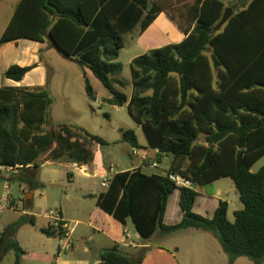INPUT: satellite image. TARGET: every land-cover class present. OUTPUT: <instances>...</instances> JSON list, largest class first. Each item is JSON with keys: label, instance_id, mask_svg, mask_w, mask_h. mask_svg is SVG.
I'll return each mask as SVG.
<instances>
[{"label": "trees", "instance_id": "16d2710c", "mask_svg": "<svg viewBox=\"0 0 264 264\" xmlns=\"http://www.w3.org/2000/svg\"><path fill=\"white\" fill-rule=\"evenodd\" d=\"M228 9L234 14L218 31ZM163 12L186 37L131 61L129 96L117 78L124 70L118 61L124 37L139 26L146 31ZM19 39L49 41L89 70L110 94L105 103L126 106L142 126L149 147L159 150L157 162L170 159L167 174H147L141 167L114 174L97 207L124 226L131 223L144 241L156 233L210 231L229 264L241 257L264 264V166L252 172L264 156V0H21L0 46ZM34 68L14 64L0 72V167L22 165L11 180H21L30 191L44 186L37 174L41 160L92 164L94 152L87 142L106 144L67 124L47 132L53 98L45 87L2 86L1 78L20 82ZM85 77L86 93L96 101ZM122 141L142 147L133 130L124 131ZM171 174L188 179L192 187L176 186ZM222 178L234 182L243 204L234 221L226 200L218 202L212 218L194 212L195 189ZM177 190L183 218L166 225L168 202ZM36 219L25 214L0 233V264L10 251L15 264H23L17 233ZM42 232L49 238L65 235L60 226ZM147 251L141 248L132 257L114 245L99 257L104 264H142Z\"/></svg>", "mask_w": 264, "mask_h": 264}, {"label": "rangeland", "instance_id": "374dc122", "mask_svg": "<svg viewBox=\"0 0 264 264\" xmlns=\"http://www.w3.org/2000/svg\"><path fill=\"white\" fill-rule=\"evenodd\" d=\"M17 3L18 0H5L0 4V34L5 27L4 24L11 18ZM124 39L125 48L118 58L124 70L117 78L126 85L122 91L130 95L132 87L130 63L135 57L145 55L150 50H147L148 45L142 42V38L135 34L128 33ZM49 46L39 55L41 61L44 62L43 70L28 74L20 83V85L27 86L43 82L44 87L53 94L49 123L45 124V130L52 132L61 124H67L71 129L84 128L106 142V144L91 140L87 142L88 147H91L97 156L96 164L99 165L100 162L105 161L117 172L133 168L130 155L132 146L123 142L122 137L124 131L133 130L140 144L147 146L148 143L141 126L130 116L126 106L119 107L103 103V98L110 94L103 84L89 73L90 82L97 96V101L91 100L85 88L86 70L65 57L51 44ZM78 136L84 137L81 134ZM146 158L141 169H144L146 162L152 164V161H156V155H151L149 151L146 152ZM40 164L41 167L37 174L44 186L38 188L36 192L30 191L29 186L19 179L11 180L14 174L21 171L0 170V204L6 206L5 209L0 210V233L28 211L37 219L35 225L27 223L17 233V239L25 252L23 264H52L59 253L62 254L63 259L67 260H80L82 256H89L93 260L97 256L98 245L107 240V235L110 234L109 229L117 225L122 232L125 228L114 217L108 220L106 216L109 215L104 212L96 219L98 213L94 201L84 196L85 193L104 188L103 185L101 186L102 181L85 179L82 172L74 170L72 165L66 161L41 160ZM263 166L264 156L253 165L252 172H258ZM159 168L154 167L153 170L167 174L165 171L170 169V159L165 160L164 158ZM69 173H74L76 178L71 179ZM88 180L92 182H87ZM195 190L199 193L194 206V212L197 214L212 218L217 201L226 200L229 203V219L234 221V212L243 208L239 192L230 178H222L216 183L197 187ZM34 192L30 208L26 209V198L28 196L30 199V195ZM205 195L211 197L206 198ZM179 197L177 192L169 199L165 224H175L182 220L183 213L179 206ZM80 207L84 209L82 214L77 211ZM61 208L65 209L70 220H74L69 223L71 228L74 227L72 235V242H75L74 250H62L61 246L58 247L62 241L61 238H49L42 232V228L49 226L48 212L58 211ZM76 220H80V223L74 225ZM89 222H92V225H88ZM94 242L97 245L91 248L89 245ZM151 243H156V240L153 239ZM162 244L172 251L178 248L177 258L182 264H229L228 254L222 250L219 240L210 231L192 229L189 232H178ZM15 259V252L10 251L2 264H15ZM235 264H254V262L241 257L236 260Z\"/></svg>", "mask_w": 264, "mask_h": 264}, {"label": "crops", "instance_id": "0c3cea01", "mask_svg": "<svg viewBox=\"0 0 264 264\" xmlns=\"http://www.w3.org/2000/svg\"><path fill=\"white\" fill-rule=\"evenodd\" d=\"M4 2H5V0H2L0 2V4H2ZM20 2H21V0H18V3L14 7L11 18L9 19L8 22H6L4 24L5 27L2 29V33L0 34V37L5 32L6 28H8V26H9V24L13 18L16 7ZM232 10L233 11H232L231 16L234 14V9H232ZM223 26H222V28H223ZM130 33L135 34L139 38H142V42L144 41L145 44L148 45L147 50H150V51L153 49L165 46L167 44L170 45V44L180 43L186 37L185 32L182 29H180L173 21H171L169 19L168 15L164 12L160 13L157 16L154 23L146 31H141L140 26H139L138 28H136L134 31H132ZM49 45H50L49 41L36 42V41H31V40H26V39H19V40L7 43L3 46L1 45L0 46V72H1V74L3 75L14 64H18L20 66H25V67H29V66L34 65L36 68H34L29 74L37 72V71H42L44 62L41 61V59L39 58V55ZM89 73H91V72L86 69V74H87L86 76L88 77V79L90 78ZM25 78H26V76H24V78L20 82L14 81V82H16L14 84L11 83L12 80L1 78V84L4 87H9V86H17V87L21 86L24 88L44 87L43 82H40V84H35V85L34 84H30L27 86L20 85V83H22L23 80H25ZM5 80L7 82H5ZM9 81H11V82H9ZM131 86H132V79H131ZM119 89L122 91V88H119ZM131 93H132V87L130 89V95L129 94L128 95L131 96ZM50 95L53 98V94L51 92H50ZM108 97H110V95L105 96L103 98V103H105V101H104L105 98H108ZM93 101H95V100H93ZM96 101H97V96H96ZM82 129H84V128H82ZM135 150H137V152L134 154L133 151H135ZM147 151H149L151 155H153L155 153L154 152L155 149L150 148L148 144H147V146H142L141 148H133L132 147V151L130 152V155L132 158L133 168L121 170L118 172L114 171V168L112 166H108L105 163V161H103L104 163L100 162L99 165L96 164V162L98 160H97V156L95 155V153H94V162L92 164L79 165V164H73V163L69 162L72 165V168L74 170H79L80 172H82L81 174L83 175V177H85V179L86 178L87 179H93V180L100 179L102 181L101 186L103 185L104 188L95 189L97 191H93L94 193L89 192V193L84 194L85 198H90L92 201H94V205H95L96 211L98 213L96 216V219L101 215L102 212L106 213L105 211H103L102 209L97 207V198L102 193H105L108 190V185L105 183V179L106 178L111 179V177L116 173L118 174V173L123 172V171H128V170H132L135 168H140L145 162L142 159V156L146 155ZM168 159L169 158H167V157L165 158V160H168ZM153 168L154 167L150 163L146 162V165L144 166V169L142 168V170L147 174L160 173L159 171L153 170ZM107 169H108V171H107ZM158 169H160V168L158 167ZM90 171H92V173ZM163 171H165V170H163ZM165 172L168 173L169 170H167ZM69 177L71 179L76 178V175L74 173H69ZM40 182H42V181H40ZM87 182H92V181L88 180ZM216 182H214V183H216ZM36 191L37 190H35V192ZM35 192L31 195L28 194L31 196V198L28 200L31 201L33 199ZM177 192L180 196L179 190L175 191V193H177ZM205 196H206V198L211 197L209 195H205ZM219 201H217V207H218ZM217 207H216V209H217ZM215 210L213 212V215L215 213ZM58 211L62 213V217L64 219L63 221L68 224V226L70 227V230H72V235H73L74 227L71 228L69 223H70V221H74V220L73 219L70 220V218L67 215L64 208H61ZM77 211L79 214H82L84 209H83V207H80V208H77ZM167 213H168V206H167L166 216H167ZM26 214H30V213L26 211ZM106 214L109 215V216H106V217H108L107 218L108 220L113 218L112 215H110L108 213H106ZM30 215H32V214H30ZM166 216H165V222H166ZM79 223H80V220H76L74 222V225L79 224ZM88 225H92V222H89ZM166 225H173V224H166ZM124 227L125 228L122 232L119 230L117 225L114 226V228L109 229L110 234L107 235L108 236L107 240L104 242H101V244L98 245V247L96 248L97 249L96 250L97 256L93 260H91L89 256H82L80 258V260H67V259H63L62 254L59 253L58 256H56L54 263H52V264H104L100 261V257H99L100 253L104 249L111 248L114 245L119 247V249L123 253H125L129 256H132V257L135 256L137 251H139L141 248H147L148 251H147L145 260L142 264H182L180 259L177 258V252H179V249L175 248L176 251H172L170 248L163 246L162 243L165 240H167L168 238H170L171 236L176 235L178 232H189L191 230L178 231L177 233L172 234V235H168V236H164L162 233H156L151 240L144 241V240L140 239L139 235L136 233V231H135V229L131 223H128ZM52 238H55V237H52ZM153 239L156 240V243H151V241ZM60 240H62V239H60ZM62 244H63V241H61V243L58 244V247L61 246ZM95 245H97L96 242H94L92 245H89V246H91V248H94ZM74 249H75V242H73L71 250H74Z\"/></svg>", "mask_w": 264, "mask_h": 264}, {"label": "built area", "instance_id": "2783aa9c", "mask_svg": "<svg viewBox=\"0 0 264 264\" xmlns=\"http://www.w3.org/2000/svg\"><path fill=\"white\" fill-rule=\"evenodd\" d=\"M158 151L159 150H155L154 154H158ZM137 152V150L133 151V153L135 154ZM142 159L144 161H146V155L142 156ZM153 167L155 168H158L159 167V163L156 161H152V164H151ZM20 168H24L22 165L20 166H17V167H0V170H5L6 172L8 171H20L21 169ZM169 178L171 181H173L176 186L178 187H188V188H191L192 187V184L190 181H188V179L184 178V177H181V175H177V174H171L169 175ZM105 183L109 186V183H110V179L106 178L105 179ZM6 206L5 205H1L0 204V210H3L5 209ZM48 217L50 219V223L49 225L54 227V228H58L59 226L62 227L63 229H65V235L64 237L62 238V241H63V244L61 245V249L62 250H65V251H69L71 250L72 248V230H70V227L68 226V224L66 222H64L63 220V217L61 215V213L59 211H54V210H51L48 212ZM62 222H64L62 224Z\"/></svg>", "mask_w": 264, "mask_h": 264}, {"label": "water", "instance_id": "95a60500", "mask_svg": "<svg viewBox=\"0 0 264 264\" xmlns=\"http://www.w3.org/2000/svg\"><path fill=\"white\" fill-rule=\"evenodd\" d=\"M232 11H233L232 9H228L225 11L223 18L217 27V30H220L222 28V26L228 21V19L230 18L231 14H232ZM26 199L28 200V196Z\"/></svg>", "mask_w": 264, "mask_h": 264}]
</instances>
